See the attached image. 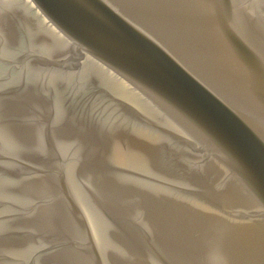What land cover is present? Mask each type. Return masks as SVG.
I'll return each mask as SVG.
<instances>
[{"label":"water","instance_id":"95a60500","mask_svg":"<svg viewBox=\"0 0 264 264\" xmlns=\"http://www.w3.org/2000/svg\"><path fill=\"white\" fill-rule=\"evenodd\" d=\"M0 264H264V0H0Z\"/></svg>","mask_w":264,"mask_h":264}]
</instances>
